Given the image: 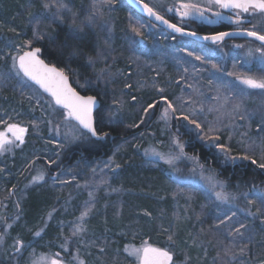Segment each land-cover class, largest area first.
<instances>
[{
  "label": "rangeland",
  "instance_id": "1",
  "mask_svg": "<svg viewBox=\"0 0 264 264\" xmlns=\"http://www.w3.org/2000/svg\"><path fill=\"white\" fill-rule=\"evenodd\" d=\"M142 1L181 28H189L194 22L223 23L221 18L215 17L216 7L211 5V0ZM37 2L35 6L39 10L35 9L38 12L32 22L45 17H49L47 25L52 19L66 25L83 22L87 31L94 32L99 41L94 49L95 60L78 61L81 63L76 66L79 68L76 72L93 73L92 80L79 77L83 82L80 87L97 86L105 90L106 86L109 89L111 98L107 104L112 108L114 120L135 118L145 123L151 120L153 107L158 105V109L147 135L131 143H119L109 156L88 167L77 165L71 171L65 169V173L48 174L44 170L47 163L51 164L50 168H56L55 161L50 162L51 154H60L77 143L81 145L88 136L65 118L63 110L41 97L17 75L14 60L6 63L3 66L6 73L0 76V81L6 78L20 95L26 96V102L31 104H27L31 115L38 109L40 122L34 121L31 134L52 139V142L41 140L38 147L27 148L31 155L43 154L47 163L35 164L22 189L14 191V197L7 195L1 201L0 264H35L42 257L58 260L60 264H143L142 255L140 258L129 255L128 250L145 246L156 248L144 240L147 233L142 232V224L148 225L149 221H156L160 229L172 234L171 237L179 231V225H185L182 246L171 238L175 241L173 245L162 240L165 248H158L171 249L170 252L176 254L177 261L173 264H264V188L241 187L218 179L195 157L186 155L179 137L181 126L227 164L264 161V90L251 89L241 83L245 77L264 78V55L261 54L264 46L242 39L209 46L176 37L142 18L124 0H111V4L106 0ZM45 3L51 6L46 9ZM61 4L66 7H60ZM182 4L195 5V9H189L192 14L184 16ZM224 24L227 30L264 35L263 12L255 11L241 20ZM38 30L32 37L40 35ZM76 31L82 34L84 29L77 27ZM29 48L26 44L24 51ZM78 75L74 76L77 85ZM127 89L147 98L142 101L137 98V107L129 110L126 99L130 100L133 94L125 97ZM166 100L176 111L168 109V117L162 118L168 108ZM185 115L200 127L183 119ZM6 121L9 120H1L0 126H4L0 132L12 143L0 151V161L10 162L17 155L20 163V147L29 127L22 119L5 124ZM9 125L26 129L23 143L7 131ZM179 145H183L182 151ZM245 156L248 159H242ZM135 158L140 161L137 165L133 164ZM134 166L138 170L159 168L167 178L166 183L151 177L143 186L135 180L132 171L128 176L135 188H131L123 182V176L128 169L134 170L130 168ZM41 176L42 179H37ZM41 185L42 188L46 185L52 193L42 217L31 226L22 222V213L11 218L7 207L15 205L16 209L26 199V192ZM220 191L229 194L227 203L216 198V192ZM9 196L18 204L10 201ZM143 198L146 201L143 202ZM85 211L87 215L82 217ZM221 220L225 223H220ZM114 221L119 225L112 226ZM241 223L247 225L240 229L242 235L235 232ZM119 237L123 239L121 245Z\"/></svg>",
  "mask_w": 264,
  "mask_h": 264
},
{
  "label": "trees",
  "instance_id": "2",
  "mask_svg": "<svg viewBox=\"0 0 264 264\" xmlns=\"http://www.w3.org/2000/svg\"><path fill=\"white\" fill-rule=\"evenodd\" d=\"M144 3L146 2L144 1ZM35 5H38L37 0H0V76L3 75V73H6L3 66H5L6 63H9L11 59L13 61L15 55L17 56L23 52L26 44L31 42V47H40V57L46 63L54 65L58 69H63L65 74L69 77L71 85L78 92L85 96H95L97 98L100 106L94 113V127L97 129L98 135L103 136V139L94 140L87 134L88 140L83 142V144L79 145L77 143L68 147L60 154H51L50 162L55 161L53 166L56 168H50L51 164L44 161V156H42L43 154L31 155L29 150H27V148L30 149L31 146L36 147L37 145L38 147L41 140L52 142V139H46L42 136L35 137V134H31V128L33 127L32 124H34V121H36V123L40 122V118H38L39 114L37 112L38 109L36 111L34 110L31 115V113L28 112V105L30 106L31 104L26 102V96L22 94L20 95L13 87V84H11L9 80L6 81V78L2 77L0 81V122L1 120L8 119L9 121H6L5 123L7 124V122L12 121L20 122L18 120L22 119L28 125L29 132L26 136L24 144L20 147V153L22 155L21 162L19 163V157L17 155L14 156L10 162L9 160L7 163H4L6 160L3 162L0 161L1 201L5 200L4 198L9 195L10 190L19 191L22 189L24 183H26L29 178V168L31 170L32 166L34 167L35 164L44 166L45 163H47L46 168L44 166V170L48 174L51 173V170H55L58 174H61L63 171L65 173V169L66 171H71L74 167H77V165H84L87 167L89 165H93L98 160L109 156L112 148H115L119 143H131L136 141L137 138H141L144 134L147 135L148 132L152 130V128H150V124L155 118L156 111L158 109V105L153 107L151 120L145 123L140 122L141 120L135 118H128L127 120L122 118L120 119L122 121L114 120L111 116L112 108L110 109V105L107 104L108 98H111L109 89L106 86L105 90H99L97 89V86L96 88L91 86L93 89L89 87H80L83 82L79 80V77L82 75V77L86 76V78L92 80L93 73L86 71V73L80 72V74L79 72H76V70L79 69L76 66L80 65L81 62H87L89 61V58L95 60L96 56L94 49L96 50V46L99 45V41L94 36V32L89 30L88 32L83 22H81V24L75 22L66 25L52 19L49 20L50 23L47 25L46 22H48L49 17H45L37 23L35 21L32 22L31 19L37 14V10H39ZM139 16L142 17L141 15ZM163 17L175 24V22L170 18L165 16ZM191 25L192 26L189 28L183 29L194 31L200 35H210L218 32L229 31L227 30V24L224 23L209 25L202 23L197 24L194 22V24ZM77 27L84 29L82 34L77 33ZM37 29H39V32L41 31L40 36L43 37L42 39L32 37L33 32L35 30L37 31ZM15 50L16 52L14 53ZM105 59L108 61V56L107 58L105 57ZM78 61L81 62L79 63ZM82 71H84V69ZM77 74H79L77 78L79 85L74 83V76ZM26 84L32 89H35L41 97L49 99L44 97L38 89L29 84L27 81ZM93 84L94 83H91L90 85ZM128 94H133L132 96L136 98L133 99V97H131L130 100L126 99V106L129 110H133L137 107L136 103L139 98L141 101L147 98L143 96L139 97L130 89L125 91V97L128 96ZM130 101H134V103H131ZM142 109L143 108H141V110ZM3 126L4 125L0 126V129L3 128ZM180 129L179 137L184 143V152L186 155L195 157L197 161L206 166L207 169L214 172L218 179L231 185L240 184L241 187L254 186L257 188H264V168L258 166L260 164H264V161H259V163H253L252 161L234 164L224 163L211 148L205 145L204 142L196 139V137L190 132L185 131L183 127L180 126ZM105 133H107V135H104ZM133 160V164L135 165L140 163V161H138V159L136 160V158ZM31 163H33V165H31ZM27 166L29 168L25 170V167ZM61 166L62 170L60 169ZM130 168H134V170L128 169V171H126L125 176H123V182L130 184L131 188H135L133 185L134 183H132L129 178L132 171V173H134L133 177L135 180L141 182L143 186L145 180H148V178L151 177L156 178L159 183H166L167 178L164 177L159 168L153 170H149V168H141L138 170L135 166ZM63 181L66 182V179H63ZM26 193V199L21 203V205L18 204L17 200H14L9 196V198L12 199L9 200L15 204L17 203L18 206L16 209L14 207L15 205L13 208L7 207V210L11 212V218L16 217L19 213H22V222L27 226H31L34 224L36 219L41 218L46 212V204L52 198V193H50L46 185L43 188L42 185L40 188L34 187V189H31ZM144 201L146 200L143 198V202ZM153 212L154 211H151V213ZM111 225L118 226L119 224L114 221ZM92 226L95 229L98 228V225L96 226L92 224ZM142 226H144L142 232L147 233L145 234L147 236L144 237V240L156 248H165V245H162L161 243L162 240H167V242L169 241L172 245L175 241L178 245H183V233L186 228L184 224L179 225V231L171 237L174 238L175 241L167 239L172 234H170L167 230L163 231V228L160 229L161 226H157L156 221H149L148 225L143 222ZM117 239L120 240L122 238L119 237ZM122 243L123 239L121 240L120 245ZM116 248L118 247L116 246ZM170 251L171 249L168 250V252ZM175 255H173V263L177 261V256Z\"/></svg>",
  "mask_w": 264,
  "mask_h": 264
},
{
  "label": "snow or ice",
  "instance_id": "3",
  "mask_svg": "<svg viewBox=\"0 0 264 264\" xmlns=\"http://www.w3.org/2000/svg\"><path fill=\"white\" fill-rule=\"evenodd\" d=\"M106 2L111 4V0H106ZM137 2H139V0H137ZM211 2L225 9H240L244 12H248L251 8L257 9L260 12H264V0H211ZM50 6L51 5L49 3L44 4L46 9ZM60 7H66V5L61 4ZM181 7L185 9L183 12L184 16L192 14L189 9H195V5L182 4ZM144 8L149 16H154L156 20H160L163 23L168 24L167 20H164L162 16L158 15L147 5H145ZM200 15H202V13H200ZM217 15H219V13H217ZM168 27L172 28L176 32L182 31L174 24H168ZM133 31H136V29L133 28ZM188 34L195 35V33ZM225 35H228V33H221L219 36L204 37V39H211L215 42L222 39ZM247 35L253 36L257 40L264 42V35H258L254 31L247 32ZM36 38L42 39L43 37L37 34ZM29 47V51L24 52L23 55H20L18 58H13L14 68L18 64L17 75L22 72L25 77L39 85L40 88L47 92L53 98L55 104L65 110L63 115L66 119L76 121L80 128L86 130L88 133H91L93 137H96L97 139H103V136L98 135L97 129L94 127L93 123L92 113L93 109L97 105V98L95 96L80 95L73 87L70 86L68 76L65 74L63 69H58L55 66H49L45 64L42 59H40V47H31V42H29ZM261 54L264 55V52ZM241 83L251 89L264 90V78L254 79L252 77H245L241 79ZM133 99L135 98L133 97ZM165 102L168 104V108L165 109L162 118L168 117V109H171L172 112L176 111V108L171 103H168L167 100ZM149 107H152V105H149ZM183 119L188 120V122L191 124H195L197 128L200 127L199 123H197L195 120L189 119V117L186 115L183 116ZM7 131L12 133L15 140L23 143V133L26 131V129L18 128L16 125H9ZM104 135H107V133ZM10 143H12V141L6 138V134L4 132H0V151H4L5 145ZM179 147L182 151L183 145H179ZM224 151L227 152V149H224ZM232 159L235 160L234 157ZM242 159H248V157L245 156ZM252 162L255 163L254 160ZM258 166L264 168V164H260ZM37 179H42V176L37 177ZM216 198L223 203H227L229 201V194H226L223 191L216 192ZM234 198L235 197H232V199ZM249 203H254V201L249 200ZM257 211H259V209ZM86 215L87 211L82 214V217ZM232 215L235 216L236 214L232 213ZM249 215H254V213L249 212ZM231 218L232 217H228V219ZM220 223H225V221L221 220ZM262 223H264V221H262ZM246 227L247 225L241 223L240 226L235 229V232L242 235L243 233L240 232V229ZM37 235H39V233H37ZM169 239L171 240V236ZM17 251H19V249H17ZM128 251L129 255H134L138 258H140L142 255L143 264H169V262L172 260V256L168 251L152 248L150 246H145L142 249H129ZM241 251H243V249ZM224 254L226 256L228 255L227 249L225 250ZM56 255L59 256V253ZM49 261L50 264H60V261L58 260L44 257H42L40 261L35 262V264H48Z\"/></svg>",
  "mask_w": 264,
  "mask_h": 264
},
{
  "label": "water",
  "instance_id": "4",
  "mask_svg": "<svg viewBox=\"0 0 264 264\" xmlns=\"http://www.w3.org/2000/svg\"><path fill=\"white\" fill-rule=\"evenodd\" d=\"M126 3H127V5L130 7V8H132L133 10H135L136 12H138L139 14H141L145 19H147L149 22H151V23H153L154 25H156V26H158V27H160V28H162L164 31H166L167 33H169V34H172L173 36H176V37H182V38H188V39H191V40H194V41H196V42H199V43H203V44H206V45H209V46H212V45H215V44H222V43H224L225 41H228V40H237V39H242V40H251V41H253V42H255V43H257V44H259V45H261V46H264V42H262V41H260V40H257L255 37H253V36H248L247 35V32H249V31H247V30H229V31H223V32H220V33H215V34H210V35H200V34H198V33H195L194 31H191V30H188V29H183V28H181V27H179V26H177V27H179L182 31L181 32H176V31H174L172 28H170V27H168V24H173V23H171L170 21H168L166 18H164L163 16V19L164 20H167L168 21V24H165V23H163L162 21H160V20H156V18L154 17V16H149L148 15V13H147V11L145 10V8H144V6L146 5L145 3H144V1H142V0H139V2H137V0H124ZM148 6V5H147ZM217 6H219V5H217ZM149 7V6H148ZM220 7V6H219ZM150 8V7H149ZM221 8V7H220ZM222 9H225V8H222ZM251 9V8H250ZM225 10H240V9H225ZM254 11H257V12H260L259 10H257V9H253ZM241 11V13H246V12H244V11H242V10H240ZM155 12V11H154ZM264 13V12H263ZM158 14V13H157ZM158 15H160V14H158ZM161 16V15H160ZM224 20H230V21H235L236 19H234V18H231L230 16H228V15H224ZM175 25V24H174ZM188 33H195V35H189ZM221 33H228V35H225V36H223V38L222 39H220V40H217V41H213V40H211V39H204V37H213V36H219ZM258 34V33H257ZM258 35H260V34H258ZM30 50V49H29ZM29 50H26V51H29ZM26 51H23V52H21L20 54H18L17 56H16V58H18L20 55H23V53L24 52H26ZM40 59H42L41 57H40ZM43 60V59H42ZM44 61V60H43ZM45 62V61H44ZM45 64H47V65H49V66H54V65H51V64H48V63H46L45 62ZM18 68V64H17V66H16V69ZM57 68V67H56ZM20 75L24 78V80L25 81H27L29 84H31V85H33L36 89H38V91H40V93L41 94H43L45 97H47V98H49L50 100H51V102L53 103V105L55 106V107H57L58 109H61V110H63V111H65L64 109H62V108H60L59 106H57L56 104H55V102H54V100H53V98L47 93V92H45L42 88H40L39 87V85H37L36 83H34L33 81H31V80H29L27 77H25L24 75H23V73L21 72L20 73ZM68 81H69V84H70V86L71 87H73L72 85H71V82H70V80H69V77H68ZM74 88V87H73ZM75 89V88H74ZM76 90V89H75ZM77 91V90H76ZM78 92V91H77ZM80 95H82L80 92H78ZM82 96H85V95H82ZM99 106H100V104H99V101L97 100V105H96V107L93 109V113H92V115H93V123H94V113L96 112V110H98V108H99ZM74 124H76L77 126H78V128L82 131V132H84V133H86V134H88L89 136H90V138H92V139H94V140H99V139H97L96 137H93L92 135H91V133H88L86 130H84V129H82V128H80V126L77 124V122L76 121H74V120H71ZM0 206H1V202H0ZM169 254L172 256V260L169 262V264H172L173 263V255H172V253H170L169 252Z\"/></svg>",
  "mask_w": 264,
  "mask_h": 264
},
{
  "label": "flooded vegetation",
  "instance_id": "5",
  "mask_svg": "<svg viewBox=\"0 0 264 264\" xmlns=\"http://www.w3.org/2000/svg\"><path fill=\"white\" fill-rule=\"evenodd\" d=\"M211 5H215V7H216V12L214 13L215 17L221 18L223 20V23H225V21L226 22H228V21L230 22V20H224V15H228L231 18H234V19H237V20H241L242 18H245L246 15L255 12L253 9H249V11L244 14V13H241L240 10H225V9H222V8H220L219 6H217L216 4H214L212 2H211ZM217 13H219V15H217ZM213 25H215V24H213ZM31 165H33V163H31ZM60 169L62 170V166L60 167ZM28 173H31V170H29ZM51 173H56V171L55 170L51 171ZM9 195L11 197H14L13 196L14 195V191L12 190ZM0 202H1V200H0Z\"/></svg>",
  "mask_w": 264,
  "mask_h": 264
}]
</instances>
